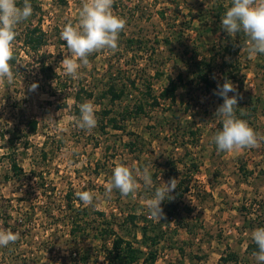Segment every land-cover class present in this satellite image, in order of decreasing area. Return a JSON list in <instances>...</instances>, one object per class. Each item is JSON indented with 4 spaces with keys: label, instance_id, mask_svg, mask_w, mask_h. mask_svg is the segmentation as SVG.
Wrapping results in <instances>:
<instances>
[{
    "label": "rangeland",
    "instance_id": "1",
    "mask_svg": "<svg viewBox=\"0 0 264 264\" xmlns=\"http://www.w3.org/2000/svg\"><path fill=\"white\" fill-rule=\"evenodd\" d=\"M220 2L225 6L231 0H114V14L126 21L118 49L91 54L89 65L73 79L62 68L56 72L69 55L60 32L64 24L78 23L82 0L31 1L33 13L17 25L13 42L15 82H0V228L19 233L14 244L0 247V264H72L83 253L87 264H108L95 233L109 221L121 239L139 243V227L123 218L130 212L148 216L144 204L161 180H170L166 172L172 166L177 182L188 179L189 186L168 228L162 219H152L166 232L152 264H256L246 246L253 242L251 232L264 227V140L255 148L217 150L212 138L222 124L214 113L223 102L214 94L217 86L198 83L193 57L212 54L217 62L231 61L224 69L233 77L216 66L211 78L233 82L239 92L237 116L242 109L245 115L239 117L264 136V54L249 59L241 53V34L237 50L221 57L222 44L232 37L220 27L223 14L217 16L214 7ZM33 26L43 35L37 49L25 41ZM179 72L182 82L174 100L160 99L153 105L146 99L148 83L157 94L171 77L178 81ZM110 77L123 82L129 93L115 101L100 97ZM33 83L38 84L35 91L30 90ZM77 89L80 102L74 98ZM138 99H143L145 110L122 119L123 109ZM85 101L97 109L98 123L91 132L75 123L80 115L76 107ZM104 108L116 116L117 126L107 123L101 128L107 117L101 118ZM8 152L23 167L20 176L12 174ZM117 163L126 164L134 176L148 166L153 187L138 179L135 199L118 190L106 197L104 185ZM77 190L94 193L98 207L78 209ZM69 198L73 206L66 204ZM178 216L187 219L191 234L183 227L174 230ZM77 223L76 237L70 231ZM111 238L106 237V245ZM230 252L236 258L224 260Z\"/></svg>",
    "mask_w": 264,
    "mask_h": 264
},
{
    "label": "clouds",
    "instance_id": "2",
    "mask_svg": "<svg viewBox=\"0 0 264 264\" xmlns=\"http://www.w3.org/2000/svg\"><path fill=\"white\" fill-rule=\"evenodd\" d=\"M113 2L114 0H82L78 23L73 25L68 22L62 26L60 38L66 42L69 55H65L60 61L56 72L62 68L65 75L77 79L79 69L89 65L91 54L102 50L115 52L118 49L119 34L124 30L126 21L114 14ZM225 9L220 27L233 40L237 35L243 34L241 53H247L249 59L264 54V0H231L229 5H225ZM32 13L31 0H22V2L0 0V82L6 80L8 85L15 82L10 61L14 59L13 42L17 35L16 27L27 21ZM53 86L55 87L54 83ZM37 87L38 84L33 83L30 90L35 91ZM230 92L234 94L230 96ZM214 94L223 99V103L214 113L222 124V128L212 138L217 150L233 152L243 148L258 147L264 136H259L248 121L237 116L239 92L233 82L225 78L222 84L218 83ZM78 107L80 115L75 121L76 126L91 132L98 123L96 106L91 101H85ZM138 179L142 180L146 187H153L148 166H145L142 172L137 169L134 176L133 170L126 164L117 163L113 168L111 179L104 185V195L110 197L113 190H118L122 196H131L135 199L139 188ZM161 181L160 186L155 187L152 197L144 204L149 218L158 221L164 216L162 202L173 199L171 194L178 186L176 177ZM75 196L85 206L98 207L93 204L94 199L98 197L90 191L77 190ZM251 238L258 247V251L253 253L256 264H264V227L255 228L251 232ZM18 239V232H13L11 228H0V247L14 244Z\"/></svg>",
    "mask_w": 264,
    "mask_h": 264
},
{
    "label": "trees",
    "instance_id": "3",
    "mask_svg": "<svg viewBox=\"0 0 264 264\" xmlns=\"http://www.w3.org/2000/svg\"><path fill=\"white\" fill-rule=\"evenodd\" d=\"M22 1V0H21ZM20 1V2H21ZM32 1V0H31ZM214 7L216 8V13L217 16L219 14H224L225 12V6L220 2V3H214ZM160 15L163 16L164 12L159 11ZM132 38H129V42H132ZM26 43L33 49H37L39 45L43 41V35L40 32H37L36 26H33L30 28L27 36L25 37ZM239 43L237 40H233V38H230L226 43H223L221 46L222 50V55L224 54H229L232 55L238 48ZM212 50V48L210 49ZM193 62L194 65L197 66V71L195 72V76H197V81L198 83H201L203 87H215L218 85L212 78L211 74L214 72V68L216 66H219L220 72L223 74H230L231 77L234 76V74L230 71H226L224 69V64L231 65V61H229L226 58H221L220 62H217L215 60V57L212 56V54L208 57L204 56L200 59H196L197 57H193ZM46 68H51L49 65L46 66ZM52 70V68H51ZM42 71L45 72V66H42ZM227 72V73H226ZM233 74V75H232ZM182 82V74L179 72L178 74V81L176 79H173L172 77L169 79L168 83L162 87V89L157 93H153L150 89L149 83L147 84V89L145 91V97L151 99V103L153 105L158 104L160 99H169V100H174L175 97V90L179 86V84ZM130 83L132 86L134 85V79H130ZM220 82L219 84H222ZM81 89H77L74 98L76 101L80 102L82 101V96L80 94ZM89 95H92V91H87ZM129 92L126 91V85L123 82H119L117 78L115 77H110V81L107 83V86L101 90L100 92V97L108 96V98L111 101L119 100L123 96L127 95ZM144 97V100H146ZM219 97V96H218ZM220 101L223 102V99L219 97ZM148 100V99H147ZM144 102L143 99H138L137 102H135L130 108H125L122 111L121 117L122 119L127 118L128 116H136L143 112L145 110L144 107ZM237 108V107H236ZM76 110L79 112V107H76ZM102 110V117H106V123L105 124H100L101 128L104 129V127L107 125V123L114 124L117 126L116 121L117 118L114 115H108V110L106 108L101 109ZM237 113L240 112V109L237 108ZM245 113L240 117H244ZM36 126V121H33L31 123L32 129H35ZM192 133L194 131H191ZM8 159L10 162V168L12 171V174L16 176H20L23 174V167L18 163L16 156L8 152ZM170 164L174 165V162L171 161ZM174 172L175 169L170 167V169H167L166 175L169 178L174 177ZM155 177V175H154ZM184 182H187L184 184ZM178 186L174 190V197L177 199L170 200L167 204V207L163 208L164 211V216L162 220L165 223L166 228L169 227L171 223V217L173 216L172 214L174 213V208L177 206V201L180 202V198L182 195V192L188 190V179L182 180L179 179L177 182ZM68 206H73L71 204L70 198L67 199ZM82 202L80 201L78 205L76 206L78 209H85L86 206H82ZM85 214V213H84ZM127 220V222L132 223L135 226L139 227V232H140V238H138L137 244L134 243L133 240L131 239H121L120 235L116 233V230L110 224L109 221H106V225L102 226L99 228V232L95 233L98 238L102 240V244L104 247H102V250L104 252V257L106 258V261L108 264H152L156 257H157V245L159 241L161 240L162 236L166 233L164 230L161 229L162 225L160 223H152V219H150L146 213H138V212H130L126 213L125 217L123 218V221ZM258 224H261L260 222ZM174 230L176 228L183 227L187 230L188 233L193 232V228L188 226V221L185 217L183 216H178L174 219ZM75 227L79 229L80 225L75 224L71 227V234L73 236L77 237V233H75ZM77 231V230H76ZM112 235L111 242L109 245H106V237ZM134 238H136V235H133ZM78 244V242L76 243ZM147 247V250L144 251V247ZM247 251H250L252 253L258 251L257 245L253 242H249L246 246ZM87 256L86 253L79 255H76V257L73 259L72 264H87ZM236 253L230 252L228 255L226 254L222 258L224 260H228L229 258H236Z\"/></svg>",
    "mask_w": 264,
    "mask_h": 264
}]
</instances>
